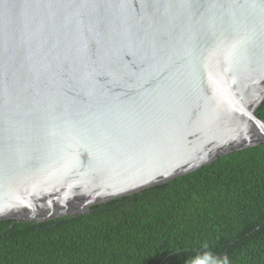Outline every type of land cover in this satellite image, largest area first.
Returning a JSON list of instances; mask_svg holds the SVG:
<instances>
[{
	"label": "water",
	"instance_id": "water-1",
	"mask_svg": "<svg viewBox=\"0 0 264 264\" xmlns=\"http://www.w3.org/2000/svg\"><path fill=\"white\" fill-rule=\"evenodd\" d=\"M263 101L264 0H0V221L264 144Z\"/></svg>",
	"mask_w": 264,
	"mask_h": 264
},
{
	"label": "trees",
	"instance_id": "trees-1",
	"mask_svg": "<svg viewBox=\"0 0 264 264\" xmlns=\"http://www.w3.org/2000/svg\"><path fill=\"white\" fill-rule=\"evenodd\" d=\"M0 264H264V144L84 214L0 221Z\"/></svg>",
	"mask_w": 264,
	"mask_h": 264
}]
</instances>
